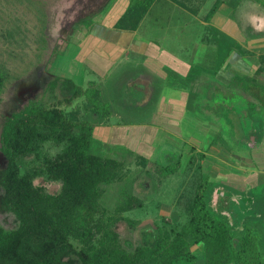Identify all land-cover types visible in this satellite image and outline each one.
<instances>
[{
    "label": "trees",
    "instance_id": "16d2710c",
    "mask_svg": "<svg viewBox=\"0 0 264 264\" xmlns=\"http://www.w3.org/2000/svg\"><path fill=\"white\" fill-rule=\"evenodd\" d=\"M153 1L129 0L114 28H137ZM107 7L108 2L78 21L79 26L89 29L94 16ZM33 8L40 25L38 49L45 48L46 13L39 5ZM19 32V27L7 30L11 39ZM15 77L0 61V100L6 83ZM233 85L264 107V84L243 76ZM112 114L110 99L93 82L84 86L69 77H53L38 98L5 118L0 129V213H12L17 224L11 229L0 225V264H264V192L263 202L252 201L259 212L250 204L251 213L243 219L218 201L213 204L214 195L222 196L223 190L203 173V152H197L196 161L188 160L194 165L188 170L196 177L191 193L181 198L187 199L182 212L175 211L170 221H156L151 240L125 245L116 225L135 228L141 220L126 213L142 207L144 200L123 188L113 208L104 206L105 186L124 179L125 160L90 150L94 128L107 124ZM47 143L58 151L49 154ZM136 156L145 165L147 157ZM176 171L177 165L159 168L163 178ZM38 178L59 184V189L48 191L34 183ZM199 243L201 258L192 250Z\"/></svg>",
    "mask_w": 264,
    "mask_h": 264
},
{
    "label": "crops",
    "instance_id": "0c3cea01",
    "mask_svg": "<svg viewBox=\"0 0 264 264\" xmlns=\"http://www.w3.org/2000/svg\"><path fill=\"white\" fill-rule=\"evenodd\" d=\"M241 1L154 0L137 28L130 31L114 28L129 0H113L114 3L109 0L107 9L94 16L89 29L78 30L74 38L77 40L75 60L101 79L114 77L106 88L108 95L113 87L124 97L126 87L138 88L141 100L133 102L126 97V102L139 104L131 112L135 115L150 112V122L120 126L107 123L96 126L100 128L96 134L108 138L117 131L124 139L133 138L135 151L145 157L156 151L155 140L161 147L159 150L172 149L168 142L178 147L184 141L196 144L193 151L205 154L201 167L211 181L240 187L262 185L264 192V107L256 105L233 85L236 77L243 76L264 84V6L261 7L257 0L250 6H242ZM216 2L219 3L210 14ZM180 11L192 15L200 24L201 31L196 39L199 47L191 53L187 46L177 52L162 44L171 28L170 21L180 16ZM165 13L169 18L164 23ZM142 22L151 24L159 33L143 34L139 31ZM175 32L172 37L176 42L179 34ZM225 37L233 41L228 46H224ZM124 56L128 61L132 59V63L122 66ZM91 82L96 84L90 80L85 86ZM252 104L260 116L248 115V105ZM230 120H233L232 126L228 124ZM230 126L238 133V139L244 140V148H232L226 142L214 141L222 129L228 136L235 137L227 130ZM246 208L250 210L249 203Z\"/></svg>",
    "mask_w": 264,
    "mask_h": 264
},
{
    "label": "rangeland",
    "instance_id": "374dc122",
    "mask_svg": "<svg viewBox=\"0 0 264 264\" xmlns=\"http://www.w3.org/2000/svg\"><path fill=\"white\" fill-rule=\"evenodd\" d=\"M108 1L109 0H0V61L4 62L8 69L16 76L6 83L1 95L0 129L6 117L22 109L30 100L38 98L42 94L47 82L53 77H58V79L61 80L64 77H69L75 83L84 86L88 81L92 80L96 82L95 85L100 87L99 89L104 90V94L107 93L106 88L112 84L111 81L114 77L110 78L109 74L107 79H101L99 75L95 74L89 68L85 69L83 65L81 66L78 61L75 60L77 40L74 38L78 36V30L84 31L85 28H81L78 21L97 13L99 8L106 5ZM111 1L114 3L113 0ZM241 2H243L242 6L254 4L253 0H242ZM260 2V6H264V0H260ZM38 5L43 7L46 13L44 30L46 46L40 49H38L40 42L37 41L40 25L37 20L36 11L33 8V6L35 7ZM180 12V16H177L173 22L170 21L171 28L168 30V35H164L162 44L165 48L176 50L177 52H180L179 48L187 46V50L191 53L194 48L199 47V43L197 44L196 39H198V33L201 31L200 24L192 15L183 11ZM151 13L153 14V11L150 12V15ZM167 18L169 17L167 13H165L163 18L164 23ZM170 19H172L171 16ZM142 23V26H139V31L143 32V34L151 36L159 33L158 30L151 28V24L148 23L146 25L144 22ZM181 26L182 28H179ZM18 27L20 31L19 34H15L13 37L14 39H11L7 34V30L11 28L18 29ZM175 31H178L179 34V38L176 42L172 37L175 36ZM21 36L24 38V43L21 40ZM232 42V39L227 37L224 38V46H228L229 43L231 44ZM38 55H40V57H38ZM124 58L125 64L123 63L122 66L126 65L128 62L132 63V59L128 61L126 56H124ZM136 68L139 69V67ZM81 72L83 74H81ZM118 76H121V73L118 74ZM113 88L114 90H111L109 95L106 94V96L110 99V103L116 113L110 115V119H108L107 123L120 126L124 123L137 124L136 122H150V112L144 111L136 115L131 113L133 107L127 106L126 102L117 93V90L115 91L117 88ZM123 91L130 101L136 102L141 100L140 90L138 88L128 86ZM152 106H154V104H152ZM253 106V104L248 105V115L252 118L260 116V114H256ZM217 107L219 108V106ZM262 111L264 112V108ZM230 118H232L231 114ZM255 122H257V120ZM229 123H231V126L234 124L233 120L228 121V124ZM231 126L230 129L227 130L232 132V136L235 137L228 136L224 133L225 130L222 129L223 131L219 132L218 137H216L214 141L218 142V140H220L226 142L229 147L232 148H244V140H241L242 137L238 139V133H236ZM235 128L240 132L237 126H235ZM99 129L100 128L97 127L93 130L90 150L95 153L110 155L125 160L124 179L106 185V190L101 198V202L104 206L113 208L121 199V191L123 188L139 195L144 200V205L126 214L130 217L140 219L141 222L133 229L126 223L119 222L116 228L122 241L127 246L140 243L143 239L151 240V232L154 229L155 222L164 223L170 221L171 214L175 211L182 212L185 203H187L186 198H181L184 197L185 194L191 193L195 184L194 180L196 175L191 174L192 170H188L189 165L192 167L194 165L188 162V160L190 157H193L195 159L194 161L198 159V153L193 151L194 148H196V144L190 145L191 143L184 141L183 144L178 147L171 141L172 143H168L172 149L162 148L163 150H159L161 147H158L159 144L155 140L156 151H151V154L147 156L145 165H141L136 156V153L139 152L135 151V139H124L121 133L117 131H113V133L108 135V138H103L96 134ZM174 146L177 147V150H174ZM45 150L53 155L58 151V147L47 143L45 145ZM139 150L142 149L140 148ZM180 150L182 151L180 152ZM131 151L134 153L129 154ZM143 152L146 153V151ZM141 155L145 156L144 154ZM3 162L4 160L0 153V166ZM175 165H177V171L174 174L164 178L160 176V167ZM189 169H191V167ZM203 173H205V171H203ZM212 173H214V171H212ZM216 182L217 181H213V183L216 184L215 186L219 191H223L221 192L222 196H219V194L218 196L214 195L213 204L218 201L219 205H222L224 209H231L232 212H235V216H238L237 219H243V215L248 211V208H246L248 203L250 205L253 201V203L259 205L262 201V185L253 186V184H251L240 187L238 185L226 183L223 185L224 187H221L218 186L220 184L218 183L217 185ZM34 183L44 185L50 192H56L59 189V184L45 182L40 178L36 179ZM251 206H256L257 208L255 207L256 210L254 209V211L259 212L260 207L257 205L253 206V204ZM224 213L228 214V211L226 210ZM247 218L250 219V217ZM16 224L15 216L12 213H0L1 226L11 229L15 227ZM192 250L198 258H201L203 252L200 243L196 244Z\"/></svg>",
    "mask_w": 264,
    "mask_h": 264
},
{
    "label": "flooded vegetation",
    "instance_id": "af4514ba",
    "mask_svg": "<svg viewBox=\"0 0 264 264\" xmlns=\"http://www.w3.org/2000/svg\"><path fill=\"white\" fill-rule=\"evenodd\" d=\"M119 96L122 97V99L126 102V97H124L122 94L119 95ZM126 105H127V106H130L131 108H132V107L134 108V106H135V105L130 104L129 102H126Z\"/></svg>",
    "mask_w": 264,
    "mask_h": 264
}]
</instances>
